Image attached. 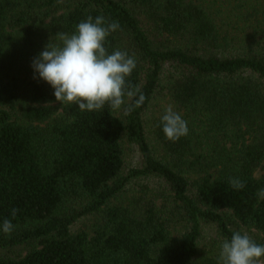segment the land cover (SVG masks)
Instances as JSON below:
<instances>
[{
    "label": "trees",
    "instance_id": "trees-1",
    "mask_svg": "<svg viewBox=\"0 0 264 264\" xmlns=\"http://www.w3.org/2000/svg\"><path fill=\"white\" fill-rule=\"evenodd\" d=\"M101 15L136 58L131 112L62 104L32 68ZM260 189L264 0H0V264H218L233 232L264 245Z\"/></svg>",
    "mask_w": 264,
    "mask_h": 264
},
{
    "label": "clouds",
    "instance_id": "clouds-1",
    "mask_svg": "<svg viewBox=\"0 0 264 264\" xmlns=\"http://www.w3.org/2000/svg\"><path fill=\"white\" fill-rule=\"evenodd\" d=\"M118 29V21H107L102 15L95 19L88 16L78 23L74 34L58 33L61 44L48 43L33 58L34 73L54 89L55 99L62 104H75L80 111H98L105 105L119 110L127 96L135 98L125 109L131 112L142 106L146 97L127 80L137 66L136 58L121 50L110 54L105 47L107 37ZM161 124L169 141L176 142L188 134L187 121L171 105L165 108ZM229 183L237 190L245 187L237 178H231ZM259 195L264 197V189L259 190ZM17 212V208L12 209L13 218ZM13 230L12 221L5 218L2 231L10 235ZM219 247L218 264H264V245L247 232H233Z\"/></svg>",
    "mask_w": 264,
    "mask_h": 264
}]
</instances>
